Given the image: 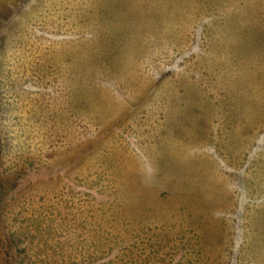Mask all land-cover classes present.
Returning a JSON list of instances; mask_svg holds the SVG:
<instances>
[{
    "label": "rangeland",
    "instance_id": "obj_1",
    "mask_svg": "<svg viewBox=\"0 0 264 264\" xmlns=\"http://www.w3.org/2000/svg\"><path fill=\"white\" fill-rule=\"evenodd\" d=\"M0 264H264V0H0Z\"/></svg>",
    "mask_w": 264,
    "mask_h": 264
},
{
    "label": "crops",
    "instance_id": "obj_2",
    "mask_svg": "<svg viewBox=\"0 0 264 264\" xmlns=\"http://www.w3.org/2000/svg\"><path fill=\"white\" fill-rule=\"evenodd\" d=\"M144 211H145L144 209H143V210H138V209H137V210H136V213L139 212V213L141 214V216H142V213H144ZM137 221H138V220H137Z\"/></svg>",
    "mask_w": 264,
    "mask_h": 264
},
{
    "label": "trees",
    "instance_id": "obj_3",
    "mask_svg": "<svg viewBox=\"0 0 264 264\" xmlns=\"http://www.w3.org/2000/svg\"><path fill=\"white\" fill-rule=\"evenodd\" d=\"M152 183V182H151Z\"/></svg>",
    "mask_w": 264,
    "mask_h": 264
}]
</instances>
